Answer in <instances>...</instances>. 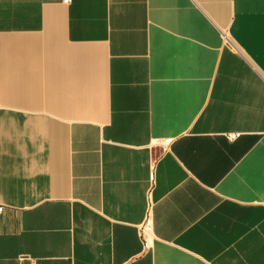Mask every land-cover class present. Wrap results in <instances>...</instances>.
<instances>
[{
    "label": "crops",
    "instance_id": "obj_1",
    "mask_svg": "<svg viewBox=\"0 0 264 264\" xmlns=\"http://www.w3.org/2000/svg\"><path fill=\"white\" fill-rule=\"evenodd\" d=\"M0 203V264H264V0H0Z\"/></svg>",
    "mask_w": 264,
    "mask_h": 264
},
{
    "label": "built area",
    "instance_id": "obj_2",
    "mask_svg": "<svg viewBox=\"0 0 264 264\" xmlns=\"http://www.w3.org/2000/svg\"><path fill=\"white\" fill-rule=\"evenodd\" d=\"M66 3H70L71 0H64ZM238 135L237 134H231L230 138L235 139ZM159 143L163 144V145H167L171 143V139H164L159 141ZM4 212V205L2 203H0V215ZM148 224V222L146 223V225ZM149 243V241L145 240V244L147 245Z\"/></svg>",
    "mask_w": 264,
    "mask_h": 264
}]
</instances>
